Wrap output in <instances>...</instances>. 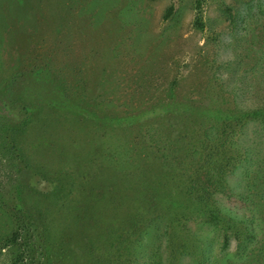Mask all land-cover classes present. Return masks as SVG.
<instances>
[{
    "label": "trees",
    "instance_id": "obj_1",
    "mask_svg": "<svg viewBox=\"0 0 264 264\" xmlns=\"http://www.w3.org/2000/svg\"><path fill=\"white\" fill-rule=\"evenodd\" d=\"M195 23L202 25L198 16ZM260 77L263 83L264 74ZM100 89L105 90H76L85 103L81 109L42 104L27 116L24 133L11 136V162L20 159L34 176L51 171L52 180L59 178L54 168L62 172L59 184L33 197L39 215L25 211L20 185L11 192L18 194L10 199L14 228L9 239L19 246L14 264H231L230 258L209 257L203 230L191 231L189 220L214 226L224 239L234 234L240 245L258 233L264 237V151L249 144L246 130L252 124L264 145V89L258 94L262 101L252 105L219 101L217 94L210 95L217 102L207 105L181 96L162 104H133V116L125 121L93 100ZM173 114L198 122L189 140L185 131L174 137L157 132L156 124L168 126ZM36 119L45 138L34 136ZM67 123L68 131L57 128ZM46 147L53 148L56 167L40 171L38 160L50 163L42 157L50 152ZM53 212L64 217V228L48 217ZM187 247L194 258L181 263L174 254Z\"/></svg>",
    "mask_w": 264,
    "mask_h": 264
},
{
    "label": "rangeland",
    "instance_id": "obj_2",
    "mask_svg": "<svg viewBox=\"0 0 264 264\" xmlns=\"http://www.w3.org/2000/svg\"><path fill=\"white\" fill-rule=\"evenodd\" d=\"M197 16L201 26L195 23ZM260 74L264 0H0V264H14L19 252L18 244L9 239L14 228L10 199L18 195L11 192L20 185L18 199L25 211L39 215L33 197L62 180V172L57 174L55 168L59 178L52 180L51 171L34 176L20 159H9L11 136L24 133L27 116L33 117L42 104L81 109L85 103L76 90L88 93L91 87H100L105 90H97L94 94L101 96L93 100L108 105L109 113L117 111V121L133 116L129 108L133 104H162L178 96L207 105L217 102L210 97L217 94L219 101L252 105L262 101ZM190 118L173 114L168 126L165 121L156 124L157 132L174 137L185 131L189 140L198 123ZM37 119L38 129L42 126ZM252 126L246 129L247 141L264 151ZM57 128L68 131L69 123ZM34 136L45 138L46 132L38 129ZM47 147L50 152L42 157L51 164L38 160L40 171L56 167L53 148ZM216 198L228 202L223 194ZM48 217L64 228L61 213ZM186 225L191 231L203 230L210 258L264 264L261 234L240 245L234 234L224 239L212 225L199 226L193 220ZM82 230L86 232V226ZM92 232L88 233L93 236ZM179 250L174 257L181 263L194 258L193 248Z\"/></svg>",
    "mask_w": 264,
    "mask_h": 264
}]
</instances>
